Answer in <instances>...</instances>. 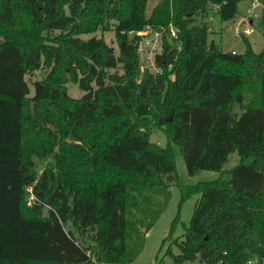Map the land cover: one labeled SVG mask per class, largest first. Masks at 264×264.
Wrapping results in <instances>:
<instances>
[{
  "label": "trees",
  "instance_id": "16d2710c",
  "mask_svg": "<svg viewBox=\"0 0 264 264\" xmlns=\"http://www.w3.org/2000/svg\"><path fill=\"white\" fill-rule=\"evenodd\" d=\"M242 1L161 0L146 16L147 0H0V264H132L173 183L180 204L199 199L170 264H264V48L212 47L203 21ZM146 26L166 28L160 73L139 71ZM109 29L117 54L93 35ZM172 145L190 177L239 163L183 186Z\"/></svg>",
  "mask_w": 264,
  "mask_h": 264
},
{
  "label": "rangeland",
  "instance_id": "374dc122",
  "mask_svg": "<svg viewBox=\"0 0 264 264\" xmlns=\"http://www.w3.org/2000/svg\"><path fill=\"white\" fill-rule=\"evenodd\" d=\"M160 1L161 0H147L145 11L146 16L150 15L152 8ZM247 6V0L240 2L237 6L238 13L236 17L231 21H221L214 13V7L208 5L209 12L207 16L203 18V21L209 26L208 40L212 47L217 46L226 52L236 51L237 53H243L245 50L244 38H246L255 52H260L264 48V23L261 24L262 19H264V8L257 9L256 13L258 17L249 20V18L246 17ZM154 32L155 31L152 30L148 31L146 34L148 44H146L144 51L139 52L140 62L149 66L151 63L153 66V54L150 49H152L154 45ZM93 35L97 38L102 37L108 45L114 48L115 53L117 54L118 43L111 29L105 32L97 31ZM91 36L92 35H81L80 37L88 39ZM44 76L45 71L43 68L25 76L30 96L34 94V81H39L43 79ZM66 87L67 93L71 98L79 99L84 95V91H82L76 83L69 82L66 84ZM150 140L161 147L166 146L165 135L160 130L154 129L151 133ZM172 150L175 158L177 180L178 183L183 186H194L199 182L211 181L219 177L223 180H229L231 177L229 174L230 170L239 163V156L235 151L229 155L227 162L223 165L221 173L201 170L197 171L194 176L190 177L187 174L179 147L172 145ZM43 167L44 163H38V172H40ZM169 191V202L159 219L153 224L151 229L146 232L142 250L132 264H170V256L166 254L168 248L172 254L176 255L179 253L174 241L182 239V235L189 224L194 205L198 201L199 195H191L180 204V190L177 184H171ZM177 214L178 222L173 226L170 238L164 240L167 237L171 223ZM252 264H254V262H252Z\"/></svg>",
  "mask_w": 264,
  "mask_h": 264
},
{
  "label": "built area",
  "instance_id": "2783aa9c",
  "mask_svg": "<svg viewBox=\"0 0 264 264\" xmlns=\"http://www.w3.org/2000/svg\"><path fill=\"white\" fill-rule=\"evenodd\" d=\"M248 1V6L246 8V17L249 18V20L252 19H256L258 17L256 10L260 9V8H264V2L261 0H247ZM214 9H217V5H213ZM155 31L154 35H155V39H154V45L152 47L151 53L153 54V66L152 63L150 66L149 65H145L142 64L140 62L139 64V71L141 73H143L145 70L151 71V72H157L160 73L159 69L156 68L155 66V56L157 54L160 53L161 50V44H162V34L163 32L166 30L165 27L163 26H159L158 28H153L151 26H146L142 31L137 32L136 34L140 36V39L137 43V52L139 54V52L144 51V49L146 48V44H148V41L146 39V34L148 33V31ZM166 35H170L171 37H176L174 28L172 26V24L168 25V33H166ZM159 37V38H158ZM234 53V52H232ZM140 56V55H139ZM28 192H30V189H28ZM30 200H32V195L29 198Z\"/></svg>",
  "mask_w": 264,
  "mask_h": 264
}]
</instances>
